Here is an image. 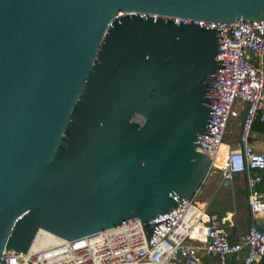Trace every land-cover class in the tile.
I'll return each mask as SVG.
<instances>
[{"label":"water","instance_id":"obj_1","mask_svg":"<svg viewBox=\"0 0 264 264\" xmlns=\"http://www.w3.org/2000/svg\"><path fill=\"white\" fill-rule=\"evenodd\" d=\"M260 19L264 0H0V264L40 231L162 232L210 167L225 60L194 21Z\"/></svg>","mask_w":264,"mask_h":264},{"label":"built area","instance_id":"obj_2","mask_svg":"<svg viewBox=\"0 0 264 264\" xmlns=\"http://www.w3.org/2000/svg\"><path fill=\"white\" fill-rule=\"evenodd\" d=\"M194 23L220 28L223 51L217 61L225 60L214 82L219 94L211 96L219 99V104L215 107L209 143L196 150L210 159L209 171L221 177V186L232 188L234 176H244L251 220L246 232L232 236L219 215L207 214L206 205L193 211L200 198L197 192L191 200L179 202L173 213L149 222L167 220L159 224L162 232L149 244L140 220L74 241L45 232L33 251L31 248L26 253L4 251L1 258L6 264H201L209 257H215L218 264H230L229 257H237L244 251L246 256L240 264L264 262V192H252L262 180L264 153L251 143L253 124H264V19ZM237 106L242 111L240 131L224 156L223 169L216 170L217 156L237 116Z\"/></svg>","mask_w":264,"mask_h":264},{"label":"crops","instance_id":"obj_3","mask_svg":"<svg viewBox=\"0 0 264 264\" xmlns=\"http://www.w3.org/2000/svg\"><path fill=\"white\" fill-rule=\"evenodd\" d=\"M264 136V133H251V143L255 147V149L259 152L264 153V140L260 139ZM241 179V182H239ZM234 181L239 182L236 185L235 193L236 199L239 204V212L245 211V218H243L244 224L246 223V230L250 224V215L247 205V196H248V188L246 187L245 178L244 176L236 175L233 178L232 188H227L224 185H220L221 177L218 174H213L209 176L205 181V187L202 191H200V196H205V203L207 214L215 213L221 217L224 221L225 226L229 230L232 236L235 233H244L238 230L240 223L238 222L234 213L231 212L230 206V198L231 195L233 196V184ZM220 189V190H219ZM229 189V190H228ZM219 190V191H218ZM229 191V192H228ZM247 195V196H246ZM218 196V197H217ZM243 205V206H242ZM242 217V215L240 216ZM241 220V223H242ZM246 232V231H245ZM246 256V251L238 255L237 257H229L228 261L230 264H240L243 258ZM201 264H218V260L215 257H209L202 260ZM255 264H264V262H259Z\"/></svg>","mask_w":264,"mask_h":264},{"label":"rangeland","instance_id":"obj_4","mask_svg":"<svg viewBox=\"0 0 264 264\" xmlns=\"http://www.w3.org/2000/svg\"><path fill=\"white\" fill-rule=\"evenodd\" d=\"M236 113H237V116L232 120L231 125H230V127L228 129V133H227L226 139H225L223 145L220 147V150H219V153H218V156H217V162H216V165H215L216 170L223 169L222 165H223L224 156L226 155L227 150L230 147H232L234 145V143L236 142L235 140H236L237 135H238V133L240 131V122H241V114H242L241 107H239V106L236 107ZM260 139L264 140V136H262ZM211 175H213L212 172L208 171L206 179L209 176H211ZM206 179H205V181H206ZM205 181H204L203 185L201 186V188L199 189L198 192L202 191L203 188L205 187V185H204ZM239 182H241V179H239ZM239 182L234 181V184H233V187H234L233 188V192L234 193H233V196L231 195V198H230V206H231V210H232L231 212L234 213L233 217H236L238 222L240 223L238 230L240 232H245L247 226H246V223L244 224L242 219L245 218V213L246 212L245 211H243L241 213L239 212V204L237 202L236 193H235L236 185ZM204 198H205V196L204 197L200 196V198L197 200V204L194 205V207L192 208L193 211H196L198 209V207L203 206V204L206 201ZM241 215H242V217H240ZM241 220H242V223H241Z\"/></svg>","mask_w":264,"mask_h":264},{"label":"trees","instance_id":"obj_5","mask_svg":"<svg viewBox=\"0 0 264 264\" xmlns=\"http://www.w3.org/2000/svg\"><path fill=\"white\" fill-rule=\"evenodd\" d=\"M253 132L260 133V134L264 133V124L259 123V122H255L253 124L251 133H253ZM252 192L255 194L260 193V192H264V171L262 172L261 182L253 187Z\"/></svg>","mask_w":264,"mask_h":264},{"label":"bare ground","instance_id":"obj_6","mask_svg":"<svg viewBox=\"0 0 264 264\" xmlns=\"http://www.w3.org/2000/svg\"><path fill=\"white\" fill-rule=\"evenodd\" d=\"M42 234H45V231H40V232L38 233L37 238L35 239V241L33 242L32 247H31V250H32V251L35 250V248H36V242L38 241L39 237H40Z\"/></svg>","mask_w":264,"mask_h":264}]
</instances>
